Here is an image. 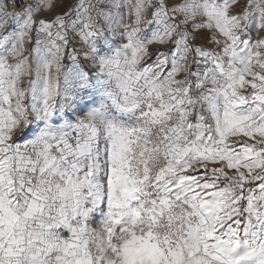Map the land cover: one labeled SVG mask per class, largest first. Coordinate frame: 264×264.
Segmentation results:
<instances>
[{"label": "snow or ice", "instance_id": "snow-or-ice-1", "mask_svg": "<svg viewBox=\"0 0 264 264\" xmlns=\"http://www.w3.org/2000/svg\"><path fill=\"white\" fill-rule=\"evenodd\" d=\"M0 264H264V0H0Z\"/></svg>", "mask_w": 264, "mask_h": 264}]
</instances>
